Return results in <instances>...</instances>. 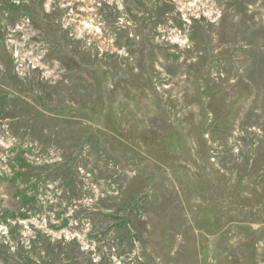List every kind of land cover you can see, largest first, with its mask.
<instances>
[{
    "label": "rangeland",
    "instance_id": "obj_1",
    "mask_svg": "<svg viewBox=\"0 0 264 264\" xmlns=\"http://www.w3.org/2000/svg\"><path fill=\"white\" fill-rule=\"evenodd\" d=\"M0 264H264V0H0Z\"/></svg>",
    "mask_w": 264,
    "mask_h": 264
}]
</instances>
